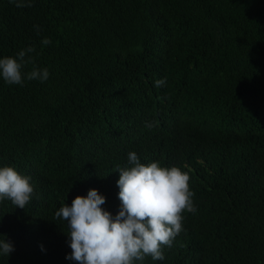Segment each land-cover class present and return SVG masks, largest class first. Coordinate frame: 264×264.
Listing matches in <instances>:
<instances>
[{
	"label": "trees",
	"instance_id": "obj_1",
	"mask_svg": "<svg viewBox=\"0 0 264 264\" xmlns=\"http://www.w3.org/2000/svg\"><path fill=\"white\" fill-rule=\"evenodd\" d=\"M31 3L0 0V58L34 47L50 72L0 77V167L35 190L0 202V264H76L55 212L97 189L117 215L132 151L187 172L197 209L164 260L137 264H264V0Z\"/></svg>",
	"mask_w": 264,
	"mask_h": 264
},
{
	"label": "clouds",
	"instance_id": "obj_2",
	"mask_svg": "<svg viewBox=\"0 0 264 264\" xmlns=\"http://www.w3.org/2000/svg\"><path fill=\"white\" fill-rule=\"evenodd\" d=\"M17 7H31V0H12ZM44 46L51 44L44 38ZM34 47L20 50L16 56L0 58V77L8 85L23 86L25 80L46 82L47 67L35 66L30 53ZM32 64L30 71L24 69ZM164 80L155 81L161 87ZM128 166L117 168V186L121 210L113 216L102 205L106 197L97 189L87 196H77L55 212V219L67 222L71 253L66 259L76 264H137L146 257L165 259L164 248H171L183 230L184 213H195L190 176L178 166L165 167L158 161L142 163L135 151L128 153ZM31 178L12 166L0 167V202L5 200L20 209L31 203L34 195ZM6 237V236H5ZM11 241L0 239V255L9 258L14 251Z\"/></svg>",
	"mask_w": 264,
	"mask_h": 264
}]
</instances>
